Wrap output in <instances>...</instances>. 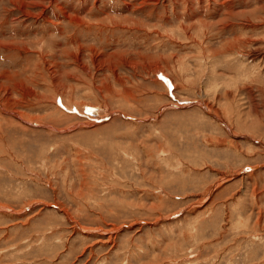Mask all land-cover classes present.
<instances>
[{"label":"rangeland","instance_id":"1","mask_svg":"<svg viewBox=\"0 0 264 264\" xmlns=\"http://www.w3.org/2000/svg\"><path fill=\"white\" fill-rule=\"evenodd\" d=\"M0 264H264V0H0Z\"/></svg>","mask_w":264,"mask_h":264}]
</instances>
